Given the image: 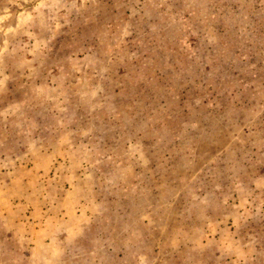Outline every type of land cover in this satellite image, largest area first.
<instances>
[{"label":"rangeland","instance_id":"rangeland-1","mask_svg":"<svg viewBox=\"0 0 264 264\" xmlns=\"http://www.w3.org/2000/svg\"><path fill=\"white\" fill-rule=\"evenodd\" d=\"M0 264H264V0H0Z\"/></svg>","mask_w":264,"mask_h":264}]
</instances>
